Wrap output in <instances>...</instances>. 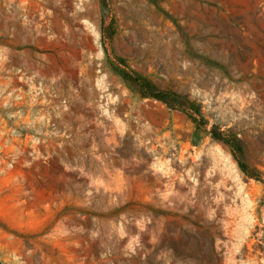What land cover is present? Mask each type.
Segmentation results:
<instances>
[{"label": "rangeland", "instance_id": "374dc122", "mask_svg": "<svg viewBox=\"0 0 264 264\" xmlns=\"http://www.w3.org/2000/svg\"><path fill=\"white\" fill-rule=\"evenodd\" d=\"M0 264H264V0H0Z\"/></svg>", "mask_w": 264, "mask_h": 264}, {"label": "trees", "instance_id": "16d2710c", "mask_svg": "<svg viewBox=\"0 0 264 264\" xmlns=\"http://www.w3.org/2000/svg\"><path fill=\"white\" fill-rule=\"evenodd\" d=\"M142 94L145 96H152L155 97L165 103H167L172 108H181L183 110H186L188 106V101H186V98L184 96H181L179 94H174L173 97L167 96L161 93H153L149 91H142ZM216 134V133H215ZM215 136H219L218 134Z\"/></svg>", "mask_w": 264, "mask_h": 264}]
</instances>
